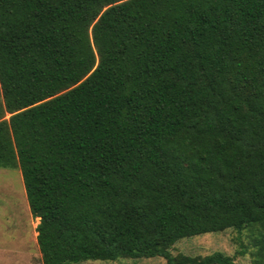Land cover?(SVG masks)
Listing matches in <instances>:
<instances>
[{
	"label": "trees",
	"instance_id": "obj_1",
	"mask_svg": "<svg viewBox=\"0 0 264 264\" xmlns=\"http://www.w3.org/2000/svg\"><path fill=\"white\" fill-rule=\"evenodd\" d=\"M0 168L43 264L176 258L256 229L264 264V0H0Z\"/></svg>",
	"mask_w": 264,
	"mask_h": 264
},
{
	"label": "rangeland",
	"instance_id": "obj_2",
	"mask_svg": "<svg viewBox=\"0 0 264 264\" xmlns=\"http://www.w3.org/2000/svg\"><path fill=\"white\" fill-rule=\"evenodd\" d=\"M39 223L30 211L21 171L0 168V264H43L37 242ZM259 234L256 229H228L180 240L170 253L176 258H199L220 252L232 257L235 264H255ZM80 264H167V260L120 258Z\"/></svg>",
	"mask_w": 264,
	"mask_h": 264
}]
</instances>
